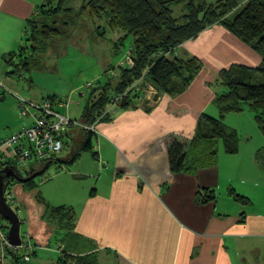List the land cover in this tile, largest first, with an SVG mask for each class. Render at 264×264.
<instances>
[{
	"label": "crops",
	"instance_id": "1",
	"mask_svg": "<svg viewBox=\"0 0 264 264\" xmlns=\"http://www.w3.org/2000/svg\"><path fill=\"white\" fill-rule=\"evenodd\" d=\"M44 4L0 0V142L28 124L15 114L18 92L8 75L25 49L30 20ZM175 55L198 59V74L179 92L159 94L143 72L125 92L136 90L132 95L137 93V98L129 96L130 106L111 100L93 124L97 148L92 155L97 160L83 165L91 172L61 165L38 184L36 178L49 167L38 174L39 166L29 163L19 172L24 179L37 174L32 189L28 182L4 181V195L12 194L10 208L20 220V237L33 246L27 264H33L32 255L45 256L51 247L57 260L62 252L94 254L98 264H264V135L249 107L223 117L224 125L237 134L235 153L218 145L213 163L178 174L170 172L168 161L170 141L191 140L202 116L219 117L215 101L223 90L221 72L231 65L256 68L261 58L220 25L184 42ZM120 61L129 65L125 58ZM102 79L70 91L73 95L79 87L90 90L82 117L87 102L108 82ZM118 79L111 81L112 87ZM67 102L56 104L57 110L66 111ZM9 154L0 150V163ZM71 157L68 162L77 161L74 154ZM184 165L195 164L187 156ZM57 207L73 212L70 230L67 219L51 215L50 208ZM0 225L8 235L1 219ZM19 251L0 246V264H23L15 261L23 256ZM34 264H41L40 259Z\"/></svg>",
	"mask_w": 264,
	"mask_h": 264
},
{
	"label": "trees",
	"instance_id": "2",
	"mask_svg": "<svg viewBox=\"0 0 264 264\" xmlns=\"http://www.w3.org/2000/svg\"><path fill=\"white\" fill-rule=\"evenodd\" d=\"M75 1H80L81 10H87L92 18H105L110 31L117 34L116 46L131 39L126 57L129 65L118 66L119 83L115 87L111 85L115 78H110L99 94L87 102L83 112L85 126L101 120L104 116L101 115L102 112L111 102V95L121 96L117 103L120 107L130 106L129 96L137 98V93L132 95L136 90L130 89L127 94L124 93L143 72L146 73L150 86L159 94L182 90L198 74L201 63L196 58H177L176 50L184 42L196 39L205 29L220 25L232 37L249 46L261 58V64L256 68L231 65L221 72L223 90L215 101L219 117L202 116L191 140L170 141V172H194L197 167L210 165L216 158L220 142L226 153H235L238 137L235 131L224 125L223 117L229 113L241 112L244 106L249 107L258 130L264 135V0H44L45 4L38 8L39 15L30 20V33L26 37L35 44L33 49L44 47L47 41L60 35L56 21L52 19L62 11H72L71 8H64V4ZM38 18H43V23H38ZM97 32L105 36L103 29ZM6 59H10V56ZM87 134L88 138L82 143V149L85 150L91 148L92 132L88 131ZM187 156H190L192 165L195 164L190 168L184 165ZM53 160L54 158L40 162L36 173L47 169ZM15 163L6 160L0 164L2 168H16ZM5 180L15 181L11 178ZM23 182H28L27 186L33 188L30 185L32 178ZM50 213L62 222L67 219L66 229H71L70 219H74V214L70 209L50 208ZM0 227L4 229L1 225ZM15 261L21 262L18 258ZM56 264L98 262L94 254L74 256L62 252Z\"/></svg>",
	"mask_w": 264,
	"mask_h": 264
},
{
	"label": "rangeland",
	"instance_id": "3",
	"mask_svg": "<svg viewBox=\"0 0 264 264\" xmlns=\"http://www.w3.org/2000/svg\"><path fill=\"white\" fill-rule=\"evenodd\" d=\"M80 6V1L64 4V8H71L72 11H62L53 17L52 20L56 21L60 35L47 41L44 47L33 49L35 44L26 39L25 49L14 60L8 75V78L15 84L14 91L18 92V94L16 93L17 97L33 102H42L52 98L56 104L64 103L67 100L69 104L66 108L67 112L60 110V113L67 114L71 120L76 122L63 137L62 152L54 158L48 170L36 178L38 184L40 181L47 180L61 165L66 168L77 166L80 169H86V172H91L83 165L87 161L97 160L92 155L96 153L95 149L97 148L95 138H90L93 143L92 151L91 149H82V143L88 138V131L83 123L82 110L90 90L79 87V90H75L73 95H70V91L83 84L86 86L87 82L92 84L97 78H103L102 83L106 79L108 81L113 78L112 73H115L117 66L122 62L120 60L126 59L129 51L130 38L126 39L122 45L116 46L117 34L110 31L105 18H92L88 11H82ZM99 27L104 30L105 36L99 35L97 32L100 30L97 29ZM118 61L120 62L118 63ZM4 88L13 90L9 86H2L3 90ZM114 98L115 96L111 95V100ZM58 106L56 105L55 109ZM15 114L18 117V112ZM221 145L220 142L219 147H222ZM72 154L77 158L74 163L68 162ZM37 166L39 165L37 164ZM5 202L9 206L12 205L11 202L6 200ZM13 211L16 213V210ZM0 219L9 228L8 222L1 217ZM20 240L30 244L29 239L23 241L20 237ZM54 249L56 250V248ZM54 249L52 247L47 249L46 255L42 257L39 252L35 259L32 255L33 264L35 261L38 263L39 259L41 264H52L53 259L48 257H54L53 261L56 264L57 256L52 253L55 252ZM19 254L22 256L25 251L20 249Z\"/></svg>",
	"mask_w": 264,
	"mask_h": 264
},
{
	"label": "built area",
	"instance_id": "4",
	"mask_svg": "<svg viewBox=\"0 0 264 264\" xmlns=\"http://www.w3.org/2000/svg\"><path fill=\"white\" fill-rule=\"evenodd\" d=\"M118 66H123V63H119ZM115 73H112L114 78L117 77V73ZM120 99V96H116L112 101L116 105ZM55 106L56 101L54 99L33 102L17 97L16 111L18 116L24 121H28V124L25 125V123L20 130L0 142V150L5 149L10 153L2 161H15L14 166L19 171L21 167L25 168L29 163H32L31 167H34L42 161L55 158L62 152L64 148L63 137L76 122L60 113L55 109ZM86 129L93 132L94 125L86 126ZM4 198L13 204L11 193L6 192ZM0 246L13 253L23 249L25 254L22 256V263H30V252H32L33 246L28 242H21L20 246L11 247L7 235L1 227Z\"/></svg>",
	"mask_w": 264,
	"mask_h": 264
},
{
	"label": "water",
	"instance_id": "5",
	"mask_svg": "<svg viewBox=\"0 0 264 264\" xmlns=\"http://www.w3.org/2000/svg\"><path fill=\"white\" fill-rule=\"evenodd\" d=\"M43 18H38V23H43ZM22 173L19 172L15 167H5L0 170V217L7 221L9 224L7 239L11 247H18L21 245L20 240V221L16 213L10 208L9 205L5 202L4 198V181L5 179H15L18 181L25 180L22 176ZM37 174H31L29 178L36 177Z\"/></svg>",
	"mask_w": 264,
	"mask_h": 264
}]
</instances>
